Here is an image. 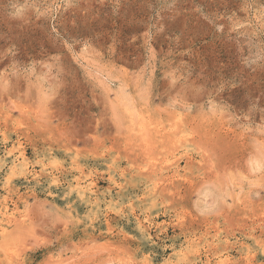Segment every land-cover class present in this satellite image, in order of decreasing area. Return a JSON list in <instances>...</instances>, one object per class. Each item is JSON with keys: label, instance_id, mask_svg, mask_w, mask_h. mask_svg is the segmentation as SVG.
<instances>
[{"label": "rangeland", "instance_id": "374dc122", "mask_svg": "<svg viewBox=\"0 0 264 264\" xmlns=\"http://www.w3.org/2000/svg\"><path fill=\"white\" fill-rule=\"evenodd\" d=\"M0 264H264V0H0Z\"/></svg>", "mask_w": 264, "mask_h": 264}, {"label": "bare ground", "instance_id": "6f19581e", "mask_svg": "<svg viewBox=\"0 0 264 264\" xmlns=\"http://www.w3.org/2000/svg\"><path fill=\"white\" fill-rule=\"evenodd\" d=\"M165 134H166V133H165ZM167 135H168V133H167ZM172 135H173V134H172ZM163 136H165V135H163ZM151 138H152V137H151ZM176 138H177V137H176ZM166 139H168V137H166ZM170 140H171V139H170ZM170 140H169V141H170ZM179 144H180V143H179ZM171 149H173V148H171Z\"/></svg>", "mask_w": 264, "mask_h": 264}]
</instances>
